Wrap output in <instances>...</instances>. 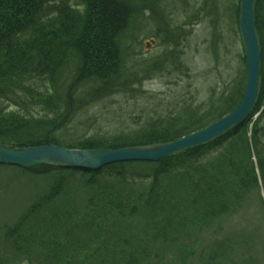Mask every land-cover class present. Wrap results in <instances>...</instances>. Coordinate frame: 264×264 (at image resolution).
<instances>
[{"label":"trees","instance_id":"trees-1","mask_svg":"<svg viewBox=\"0 0 264 264\" xmlns=\"http://www.w3.org/2000/svg\"><path fill=\"white\" fill-rule=\"evenodd\" d=\"M163 2L0 0V144L151 146L188 137L235 111L246 90L245 57L237 87L206 107L183 99L133 127L82 131L91 106L117 95L134 97L156 73L188 72L177 57L182 33L171 27ZM206 7L215 11V0H205ZM239 16L240 5L238 27ZM146 21L156 25V39L175 48L154 59L140 57L135 45ZM256 30L259 100L252 115L223 138L173 159L119 163L98 172L0 166L19 170L6 188L21 177L52 178L4 229L0 264H252L246 240L208 242L205 236L253 198L264 208V0L256 3Z\"/></svg>","mask_w":264,"mask_h":264},{"label":"rangeland","instance_id":"rangeland-1","mask_svg":"<svg viewBox=\"0 0 264 264\" xmlns=\"http://www.w3.org/2000/svg\"><path fill=\"white\" fill-rule=\"evenodd\" d=\"M204 2L165 0L162 3L171 27L182 33L177 57L188 72L180 68L156 73L134 97L117 95L91 106L82 116L81 122L86 121L82 131L111 130L115 124L133 127L155 112L168 113L183 99L206 107L211 100L237 87L245 69L244 47L236 24V6L240 0H215V11L211 7L204 9ZM211 5L209 2L208 6ZM144 27L141 43L135 45L140 57L154 59L175 48L155 38L158 32L153 22H144ZM15 171L19 170L0 167V190L4 189L0 191V240L6 226L13 225L52 180L26 176L6 188L17 175ZM261 194L264 196V189ZM217 224L207 232L206 241L224 237L246 240L251 244L252 264H264V208L255 198L236 215Z\"/></svg>","mask_w":264,"mask_h":264},{"label":"water","instance_id":"water-1","mask_svg":"<svg viewBox=\"0 0 264 264\" xmlns=\"http://www.w3.org/2000/svg\"><path fill=\"white\" fill-rule=\"evenodd\" d=\"M256 3L257 0H240L239 28L247 67L246 90L239 107L223 119L200 132L176 141L118 150H77L58 146L11 148L0 144V166L21 169L58 166L98 172L119 163H157L173 159L180 154L206 147L223 138L252 115L260 96L262 52L256 30ZM152 44H148V47Z\"/></svg>","mask_w":264,"mask_h":264}]
</instances>
